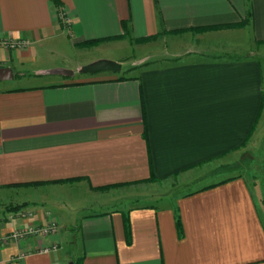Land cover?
<instances>
[{
    "label": "crops",
    "instance_id": "obj_1",
    "mask_svg": "<svg viewBox=\"0 0 264 264\" xmlns=\"http://www.w3.org/2000/svg\"><path fill=\"white\" fill-rule=\"evenodd\" d=\"M246 18L241 28L196 30ZM122 23L132 38L157 35L136 45H160L126 63L118 49L134 43L122 37ZM109 37L121 38L81 45ZM5 38L28 42L0 47V66L12 69L13 81L61 53L51 48L61 39L107 54L88 66L109 60L120 68L40 64L29 83L0 81V194L81 186L94 195L173 183L245 145L259 155L264 176V0H0ZM23 202L33 218L0 217V264H264V186L240 174L172 205L112 208L78 226ZM51 221L54 233L9 237Z\"/></svg>",
    "mask_w": 264,
    "mask_h": 264
},
{
    "label": "rangeland",
    "instance_id": "obj_2",
    "mask_svg": "<svg viewBox=\"0 0 264 264\" xmlns=\"http://www.w3.org/2000/svg\"><path fill=\"white\" fill-rule=\"evenodd\" d=\"M156 44L160 45V43L147 45L155 46ZM147 45H125L124 47L121 46L118 52L119 55L124 57L126 63L136 64L140 57L144 56L143 54H145L146 51H150ZM51 46H53L51 47L53 50L54 47L59 46L60 50L55 49L54 52L61 53H54L52 55L47 54L45 57L46 60L42 59L44 64L39 60L36 62V65L30 66L28 71H26L27 77L20 78L21 82L17 80H8L3 82L4 85L19 86L24 82H31L33 79L31 76L32 71L37 69V66L40 64L42 68L50 67L51 69L53 66L56 70L69 71L68 69H71L73 71L78 68L80 63L88 66L86 64L92 57L107 56L102 50L94 52L92 50L79 51L77 49H72L67 46V43L63 39L56 41ZM64 49L66 50L64 51ZM29 73L30 76H28ZM230 156L231 155H228L226 158H220L200 168L201 171L196 172L194 177H190L189 179H179L173 183L172 179H169L158 184H149L146 188L120 189L106 194L97 193L92 195L89 194L87 190L82 189L81 186H68L59 188V190L52 189L50 191H38L36 189L35 191H29V193L22 195H14L11 193L0 194V217L2 218L3 215L10 212L11 214L7 216L9 219L21 218L24 220L27 219V217L33 218V212L22 210V208H25L27 205V203L23 201H36L38 204H29V207L36 206L43 210H48L52 214L64 219L65 222H72L74 226H78L81 217L105 212L112 208L124 209L129 205L146 204L157 207L172 205L175 199L181 194L233 174H240L251 182L254 179H259L261 186H264V176L260 168L261 160L259 159V155L253 153V151L248 148L246 149L245 145L242 150H238L232 153V157ZM29 214H32V216H28ZM17 228H14L12 231H15Z\"/></svg>",
    "mask_w": 264,
    "mask_h": 264
},
{
    "label": "built area",
    "instance_id": "obj_3",
    "mask_svg": "<svg viewBox=\"0 0 264 264\" xmlns=\"http://www.w3.org/2000/svg\"><path fill=\"white\" fill-rule=\"evenodd\" d=\"M59 19L62 23L68 27L69 19L66 16L64 11L59 12ZM28 42L24 40H13L10 38H5L0 40V47H2L6 52L15 50V49H23L27 47ZM28 216H32L29 214ZM28 218V217H27ZM56 223L54 221L48 222L46 225H33L28 224L25 227L17 228L15 231H12L9 235L12 239H21L24 237L40 235L44 236L50 233H54L56 231ZM47 251V250H45Z\"/></svg>",
    "mask_w": 264,
    "mask_h": 264
},
{
    "label": "trees",
    "instance_id": "obj_4",
    "mask_svg": "<svg viewBox=\"0 0 264 264\" xmlns=\"http://www.w3.org/2000/svg\"><path fill=\"white\" fill-rule=\"evenodd\" d=\"M248 22V18L240 21L239 23H236V24H231V25H223V26H216V27H207V28H203V29H196L197 31H203V30H208V29H222V28H241V27H244L246 25V23ZM123 25V28H124V34L122 35L123 38H128L130 40V42L134 43V44H146V43H150V42H153L156 38H157V35H153V36H148V37H141V38H132L128 33H127V28H126V24L125 23H122ZM118 38H121V37H109V38H102V39H94V40H88V41H85L83 44H81L82 46H86V47H92V46H95V45H98L100 44L101 42L103 41H108V40H115V39H118ZM125 77H120V79H123ZM145 135V134H144ZM246 141H247V138L246 140L244 141L243 143V146L246 144ZM239 177V175L237 176ZM233 179V177L231 178H225L221 181H218L216 183H213L211 185H208V186H205L203 187L202 189L200 190H204V189H207V188H210V187H213V186H216V185H220V184H223L229 180ZM157 180L156 177L154 176H150V178L148 179V182L149 181H155ZM37 184V183H35ZM108 188V187H106ZM106 188H100V189H106ZM174 219H175V226H176V229L178 231H181L182 229V226H181V220H180V217L179 215L177 214V212H175L174 214ZM125 220L127 221V218H125ZM74 264H79V263H74Z\"/></svg>",
    "mask_w": 264,
    "mask_h": 264
},
{
    "label": "water",
    "instance_id": "obj_5",
    "mask_svg": "<svg viewBox=\"0 0 264 264\" xmlns=\"http://www.w3.org/2000/svg\"><path fill=\"white\" fill-rule=\"evenodd\" d=\"M120 68V65L114 61L100 60L87 67V71L96 72L102 70L115 71ZM13 78V72L10 67L0 66V81H7ZM72 264V263H70Z\"/></svg>",
    "mask_w": 264,
    "mask_h": 264
}]
</instances>
